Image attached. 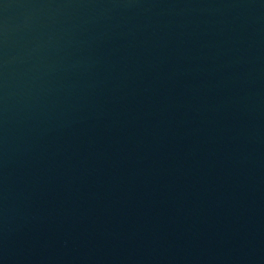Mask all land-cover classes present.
<instances>
[{
    "label": "water",
    "instance_id": "obj_1",
    "mask_svg": "<svg viewBox=\"0 0 264 264\" xmlns=\"http://www.w3.org/2000/svg\"><path fill=\"white\" fill-rule=\"evenodd\" d=\"M0 264H264V0H0Z\"/></svg>",
    "mask_w": 264,
    "mask_h": 264
}]
</instances>
